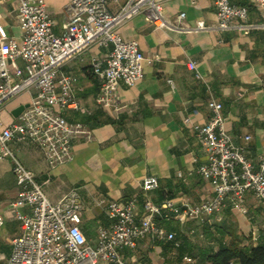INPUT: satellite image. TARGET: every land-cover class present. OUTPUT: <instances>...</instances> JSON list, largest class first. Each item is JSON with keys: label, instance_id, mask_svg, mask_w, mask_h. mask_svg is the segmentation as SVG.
<instances>
[{"label": "crops", "instance_id": "obj_1", "mask_svg": "<svg viewBox=\"0 0 264 264\" xmlns=\"http://www.w3.org/2000/svg\"><path fill=\"white\" fill-rule=\"evenodd\" d=\"M44 1L53 20V31L61 34L69 19L66 7L70 0ZM234 1L248 6L247 22L263 20L253 0ZM109 7L114 10L117 5L111 1ZM163 8L170 20L184 11L183 26L193 27L198 20L209 25L216 22L212 0H163ZM0 24L9 36L20 39L22 29L14 0H0ZM118 31L124 38L138 41L145 59L140 79L133 85L118 83L115 106L97 101L100 78L91 70L92 57L103 56L107 46L91 44L61 68L72 76L74 93L87 109H68L64 113L82 118L90 127L92 138H76L73 157L55 166L48 165L37 143L10 141L11 148L35 173L51 201L58 200L71 187H79L85 204L80 226L92 245L96 244L98 227L110 224L101 198L124 202L136 196L141 215V204L147 195L155 201L168 195L181 204L204 201L213 194L210 182L196 171L206 160L197 126L210 116V98L221 101L225 129L236 145L244 147L255 168L264 158L263 26L221 32L161 29L139 13L124 21ZM190 59L196 62L199 77L187 67ZM18 62L23 64L20 59ZM35 93L36 89L31 88L5 101L0 107V127L15 120L13 110L19 105L27 106ZM146 175L157 177L156 188L142 189L141 181ZM17 193L11 161L1 158L0 209L4 223L0 228V264H6L12 239L22 232L17 213L28 214L31 208L28 204L12 205ZM241 202L246 213L226 201L220 211L202 222L197 218L185 222L159 218V223L175 232L174 239L144 236L135 247L125 248L124 254L137 264H210L199 254L209 246L217 248L216 242L206 235H215L218 228L243 235L244 244H264V231L255 230L264 219V204L250 191Z\"/></svg>", "mask_w": 264, "mask_h": 264}, {"label": "built area", "instance_id": "obj_2", "mask_svg": "<svg viewBox=\"0 0 264 264\" xmlns=\"http://www.w3.org/2000/svg\"><path fill=\"white\" fill-rule=\"evenodd\" d=\"M117 5L112 10L109 2ZM195 1V0H192ZM20 21V39L7 34L0 24V107L10 98L31 88L36 89L32 101L15 120L0 127V159L8 157L12 164L18 193L12 205H30L28 214L17 213L22 232L12 239L6 264H137L129 260L125 248H133L144 236L158 240H173L175 232L159 223L177 219L185 222L221 210L230 201L241 212L247 208L241 200L250 191L264 204V158L259 168L236 145L224 127L222 103L208 100L209 118L197 126V136L206 150V160L196 171L211 184L213 194L206 200L177 204L164 195L155 201L145 196L138 214L139 202L132 196L124 202L99 199L110 220L108 227H98L97 241L92 245L80 226L85 209L79 187H71L58 200L51 201L36 179L10 146L12 139L29 140L39 145L48 165L69 161L73 157L72 144L78 137L92 138L90 127L79 119H69L65 110L87 112L73 90L72 76L62 72V66L91 44L107 46L103 56H93L91 70L100 78L97 101L115 106L114 93L119 82L133 85L143 76L144 54L136 39L124 38L118 27L130 17L142 13L155 28L193 30H242L260 23L247 22L248 6L234 0H212L216 22L206 24L198 20L193 27L181 25L185 12L173 20L166 17L163 0H70L66 9L69 19L61 34L52 29L53 20L44 0H14ZM264 17V0H253ZM22 60L20 64L18 60ZM186 65L200 74L196 62ZM171 84V78L167 79ZM188 121V118L184 119ZM144 191L158 186L155 175L141 181ZM4 223L0 209V228ZM264 231V219L255 227Z\"/></svg>", "mask_w": 264, "mask_h": 264}, {"label": "trees", "instance_id": "obj_3", "mask_svg": "<svg viewBox=\"0 0 264 264\" xmlns=\"http://www.w3.org/2000/svg\"><path fill=\"white\" fill-rule=\"evenodd\" d=\"M68 118L82 121V118L78 117ZM206 236L209 240L213 239L217 244L216 249L209 246L206 249H201L199 254L202 260L207 259L210 264H264L263 243L244 244L243 235L224 228H218L215 235L207 232Z\"/></svg>", "mask_w": 264, "mask_h": 264}, {"label": "water", "instance_id": "obj_4", "mask_svg": "<svg viewBox=\"0 0 264 264\" xmlns=\"http://www.w3.org/2000/svg\"><path fill=\"white\" fill-rule=\"evenodd\" d=\"M25 107V105H19L17 106L14 110H13V114L15 116H18L19 113L23 110V108Z\"/></svg>", "mask_w": 264, "mask_h": 264}, {"label": "rangeland", "instance_id": "obj_5", "mask_svg": "<svg viewBox=\"0 0 264 264\" xmlns=\"http://www.w3.org/2000/svg\"><path fill=\"white\" fill-rule=\"evenodd\" d=\"M196 252V251H195Z\"/></svg>", "mask_w": 264, "mask_h": 264}]
</instances>
